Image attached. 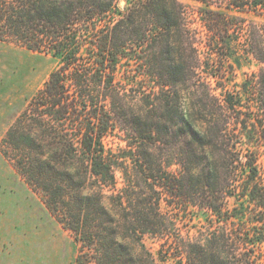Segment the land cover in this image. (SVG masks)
<instances>
[{
    "label": "trees",
    "instance_id": "obj_1",
    "mask_svg": "<svg viewBox=\"0 0 264 264\" xmlns=\"http://www.w3.org/2000/svg\"><path fill=\"white\" fill-rule=\"evenodd\" d=\"M192 1L0 0L60 62L0 152L75 264H264V0Z\"/></svg>",
    "mask_w": 264,
    "mask_h": 264
},
{
    "label": "rangeland",
    "instance_id": "obj_2",
    "mask_svg": "<svg viewBox=\"0 0 264 264\" xmlns=\"http://www.w3.org/2000/svg\"><path fill=\"white\" fill-rule=\"evenodd\" d=\"M189 8L197 24L200 3L180 0ZM123 2L121 6H124ZM248 21L264 18L245 15ZM52 55L35 53L20 46L0 42V110L6 130L21 114L35 93L59 66ZM255 62L237 69L236 81L257 71ZM4 133L0 132V140ZM110 146L116 147L112 141ZM264 166V155L261 159ZM159 244L154 243L155 250ZM77 247L72 234L50 214L40 195L33 192L12 165L0 155V264H75Z\"/></svg>",
    "mask_w": 264,
    "mask_h": 264
},
{
    "label": "crops",
    "instance_id": "obj_3",
    "mask_svg": "<svg viewBox=\"0 0 264 264\" xmlns=\"http://www.w3.org/2000/svg\"><path fill=\"white\" fill-rule=\"evenodd\" d=\"M0 132L4 133L3 137L5 136L7 130H6V117H5V114L4 113H1V110H0ZM3 137L1 138V140L3 139ZM0 140V142H1ZM0 155L4 158V156L1 154L0 152ZM6 160V159H5Z\"/></svg>",
    "mask_w": 264,
    "mask_h": 264
}]
</instances>
